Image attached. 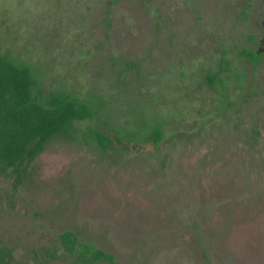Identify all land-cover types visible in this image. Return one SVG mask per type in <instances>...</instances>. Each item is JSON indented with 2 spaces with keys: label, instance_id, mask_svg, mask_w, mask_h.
<instances>
[{
  "label": "rangeland",
  "instance_id": "rangeland-1",
  "mask_svg": "<svg viewBox=\"0 0 264 264\" xmlns=\"http://www.w3.org/2000/svg\"><path fill=\"white\" fill-rule=\"evenodd\" d=\"M0 49L98 103L108 134L164 132L140 151L55 140L24 185L0 180L15 263L72 231L118 264H264V0H0Z\"/></svg>",
  "mask_w": 264,
  "mask_h": 264
},
{
  "label": "trees",
  "instance_id": "trees-1",
  "mask_svg": "<svg viewBox=\"0 0 264 264\" xmlns=\"http://www.w3.org/2000/svg\"><path fill=\"white\" fill-rule=\"evenodd\" d=\"M240 54L251 64H258L262 56L256 50ZM222 62L228 67L224 56ZM217 77L207 76L211 86ZM98 113L102 109L95 101H79L68 91L45 93L34 66L3 55L0 49V180L13 181L15 188L24 185L36 173L37 159L55 140L95 144L108 152L116 145L140 151L163 138V123L144 116L132 125H106L110 135L101 129L105 122ZM87 119L98 122L84 132L76 123ZM15 250L0 239V264H21L15 263ZM30 254L34 264H118L114 254L81 241L72 231L59 234L51 246L32 248Z\"/></svg>",
  "mask_w": 264,
  "mask_h": 264
},
{
  "label": "flooded vegetation",
  "instance_id": "flooded-vegetation-1",
  "mask_svg": "<svg viewBox=\"0 0 264 264\" xmlns=\"http://www.w3.org/2000/svg\"><path fill=\"white\" fill-rule=\"evenodd\" d=\"M258 53H259V51H258ZM15 253V252H14Z\"/></svg>",
  "mask_w": 264,
  "mask_h": 264
}]
</instances>
